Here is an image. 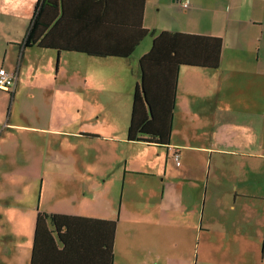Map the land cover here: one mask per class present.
Listing matches in <instances>:
<instances>
[{
    "label": "crops",
    "instance_id": "obj_1",
    "mask_svg": "<svg viewBox=\"0 0 264 264\" xmlns=\"http://www.w3.org/2000/svg\"><path fill=\"white\" fill-rule=\"evenodd\" d=\"M36 2L0 0V67L16 75L10 100L29 118L0 121V264H29L39 212L115 222L113 264H196L195 253L212 246L246 249L248 264L264 258V214L257 211L264 207V0H188L187 9L179 0H145L144 30L222 41L217 69L180 68L168 148L128 141L129 121H67L48 102L70 89L57 79L67 59L80 79L74 86L93 89L102 79V89L117 91L111 103L122 91L132 98L151 39L128 59L23 49ZM137 3L65 0L64 9L130 17ZM213 154L229 157L212 161ZM211 165L223 194L209 180ZM19 175L31 182L27 195L17 188ZM208 186L220 212L205 213ZM117 201L126 215L114 221ZM120 222L130 247L118 246Z\"/></svg>",
    "mask_w": 264,
    "mask_h": 264
},
{
    "label": "trees",
    "instance_id": "obj_2",
    "mask_svg": "<svg viewBox=\"0 0 264 264\" xmlns=\"http://www.w3.org/2000/svg\"><path fill=\"white\" fill-rule=\"evenodd\" d=\"M136 2L130 17L126 14L115 18L106 13L67 15L65 0H37L20 45L58 54L128 59L149 37L151 48L138 61L140 83L133 91L127 140L168 148L180 68L217 69L222 41L210 36L144 30L145 0ZM115 225L39 212L29 264H113Z\"/></svg>",
    "mask_w": 264,
    "mask_h": 264
},
{
    "label": "rangeland",
    "instance_id": "obj_3",
    "mask_svg": "<svg viewBox=\"0 0 264 264\" xmlns=\"http://www.w3.org/2000/svg\"><path fill=\"white\" fill-rule=\"evenodd\" d=\"M144 41V40H143ZM145 41H149V37L145 38ZM145 42V43H146ZM66 55V54H63ZM72 55L73 57H76V54H68L66 56ZM79 55V54H77ZM56 60V57H55ZM56 64V61H55ZM64 65V68L62 69V66ZM54 67H57V65H54ZM55 69V68H54ZM90 69L84 68L85 73L87 76L91 74V72H87ZM75 71H76V65L75 61H71L67 59L66 63H61V74L53 72V75L58 76V80L62 81L68 88L66 90H61L58 93L50 94L48 96V102L51 104H56V106L60 107V113L62 116H64L67 121H84V123L88 124H94L96 121H129L130 120V113L132 108V98L122 91L119 95V101L117 103H111L110 97L115 96L117 93L116 90H106L102 89L103 86V80L98 79V82L96 86L92 89L88 84H81L78 83V85L74 86V82H78L80 79L75 78ZM41 77V76H40ZM45 78V76H43ZM11 93L0 91V121H29V118L26 116L25 112H21L19 110V106L17 103H14L10 100ZM133 96V94H132ZM109 99L110 104H106V100ZM229 130L232 131L231 128ZM222 153V152H220ZM218 155L220 157H229L224 156L222 154H213V158ZM211 161V162H212ZM220 164H218V167ZM211 173H210V179L213 180L214 184H216L217 190L222 193L224 191V187H222V179L221 175L213 172V166L211 165ZM22 176L27 177L28 175L22 174ZM22 176L19 175V179L17 182V188H19V191L22 192L23 195H27L28 187L31 185L30 181H27ZM132 179H136V181H139V178L132 177ZM210 182V181H209ZM28 183V187L26 188V184ZM36 185L39 183V180L35 182ZM211 186H208L207 192H206V198H205V213H215L220 212L221 207L217 208L216 210L212 206V194H211ZM225 192V191H224ZM223 192V193H224ZM219 193V194H220ZM222 193V194H223ZM205 196V193H204ZM113 212V220L118 221V218L122 219L124 218V215H126L125 206L120 205V202L117 201L114 207ZM257 211L263 215L264 214V207L260 206ZM130 218H134L133 215H129ZM121 220V221H122ZM124 223H131V221H126ZM35 226V221L33 223V227ZM124 229H123V222H120V231L118 233V246L127 244L128 247H130L129 244V238L127 240H124ZM215 244V241H214ZM216 245V244H215ZM218 248L212 246L207 251L200 253H195V259L197 260L196 264H248L250 260L248 257L250 256V253L247 252L246 249H242L239 253H232V252H221L217 250ZM205 254L203 256L204 260L201 261V255ZM260 256V254H259ZM257 264H264V258L260 259Z\"/></svg>",
    "mask_w": 264,
    "mask_h": 264
},
{
    "label": "built area",
    "instance_id": "obj_4",
    "mask_svg": "<svg viewBox=\"0 0 264 264\" xmlns=\"http://www.w3.org/2000/svg\"><path fill=\"white\" fill-rule=\"evenodd\" d=\"M180 5L183 9H187L189 7L188 0H179ZM17 77L14 73L8 72L5 68L0 67V91L12 93L16 86ZM173 160L175 161V165L179 166V156L174 153Z\"/></svg>",
    "mask_w": 264,
    "mask_h": 264
}]
</instances>
